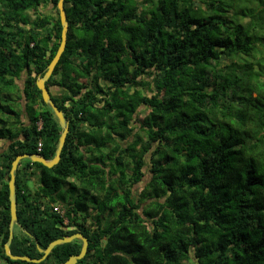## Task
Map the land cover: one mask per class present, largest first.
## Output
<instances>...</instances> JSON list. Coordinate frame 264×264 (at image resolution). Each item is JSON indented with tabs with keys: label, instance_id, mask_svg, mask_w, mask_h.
Masks as SVG:
<instances>
[{
	"label": "trees",
	"instance_id": "obj_1",
	"mask_svg": "<svg viewBox=\"0 0 264 264\" xmlns=\"http://www.w3.org/2000/svg\"><path fill=\"white\" fill-rule=\"evenodd\" d=\"M58 1L0 0L7 264H60L83 245L39 263L5 252L6 174L20 154L53 159L62 132L37 86L61 42ZM65 10L67 46L46 84L66 90L53 100L70 131L55 166L19 163L26 236L12 253L41 258L38 247L81 233L89 248L76 264H264V0H65Z\"/></svg>",
	"mask_w": 264,
	"mask_h": 264
},
{
	"label": "water",
	"instance_id": "obj_2",
	"mask_svg": "<svg viewBox=\"0 0 264 264\" xmlns=\"http://www.w3.org/2000/svg\"><path fill=\"white\" fill-rule=\"evenodd\" d=\"M57 6H58L59 14H60L61 25H62L61 42H60V45L58 47L56 54L54 55V57L48 64L44 75L38 78L37 86L41 90L44 102L47 103L53 109L56 117L58 118L59 124L62 128V132H61L59 143L56 149V154L53 159L48 160L40 154H28V153L20 154L12 162V167L10 169V172L6 174V177H9V190H10L9 198H10L11 221H10V226H9V231H10L9 238L7 242L5 243V252L12 260H24V261L33 262V263H39L48 257V255L52 252L55 246L63 244V243L72 242L75 239H80L83 242L80 253L76 255H72L69 257L68 260H66L63 263H60V264H76L79 260L85 257V255L88 252V248H89L88 238L85 237L81 233H75L70 236H64L62 238L53 240L45 249L38 247L39 251L43 253V256L41 258H32L26 255H15L11 252V244L14 238V227H15V224H18V221H19L18 208H17V187H16V171L18 169L19 163L21 160L28 158L32 162L41 163L44 166H47L49 168L55 166L61 160L62 151L65 146L68 133L70 131L69 121L66 118L65 112L59 109V107L53 100V96L50 92V89L48 88L46 84L47 81L52 76V74L54 73L55 68L57 64L59 63L66 49L67 41H68L69 22L67 20V13L65 10V0H59Z\"/></svg>",
	"mask_w": 264,
	"mask_h": 264
},
{
	"label": "crops",
	"instance_id": "obj_3",
	"mask_svg": "<svg viewBox=\"0 0 264 264\" xmlns=\"http://www.w3.org/2000/svg\"><path fill=\"white\" fill-rule=\"evenodd\" d=\"M22 79H19V80H16V84L19 86L20 89L23 88V83H22ZM50 92L52 94V96L55 98H60L62 97L65 93H66V90L63 89V88H60L58 86H55V85H52L50 88ZM14 99L15 101H17L18 105H14L13 108L14 109H17V110H20L22 109L23 112H22V118L24 120L27 119V114L25 112V102H24V97L23 95L19 96V98H17L16 94H14ZM1 127V125H0ZM12 143V141L7 138V137H0V155H2L4 152L7 151V149L9 148L10 144ZM1 160H2V157H1ZM33 180H34V183H35V186L37 188L38 186V179H39V176L38 174L32 176ZM60 207V206H58ZM18 208V207H17ZM19 225V224H15V227H14V235H15V229H16V226ZM19 228H20V234H19V239H24L26 234L24 232V230L21 228V226L19 225ZM2 241V238L0 236V242ZM12 252V251H11ZM0 264H7V261L3 258H0Z\"/></svg>",
	"mask_w": 264,
	"mask_h": 264
},
{
	"label": "rangeland",
	"instance_id": "obj_4",
	"mask_svg": "<svg viewBox=\"0 0 264 264\" xmlns=\"http://www.w3.org/2000/svg\"><path fill=\"white\" fill-rule=\"evenodd\" d=\"M144 108H146V107H145V106H141V107L138 109V112L140 113L142 110H144ZM130 141H131L130 143H134V142L132 141V139H130ZM135 145H136V143H135ZM137 146H138V144H137ZM145 169H147V168H145ZM38 176H39V175H38ZM148 179H149V176L146 175V176L143 178V180H142L141 182H139V183L134 187V192H137L138 190H140L141 187L145 186V184L147 183ZM38 180H39V179H38ZM28 185H29V187L34 188L35 183H34L33 178H31V179L28 181ZM19 234H20V228H19V225H17V226H16V229H15V236H16V237H19Z\"/></svg>",
	"mask_w": 264,
	"mask_h": 264
},
{
	"label": "built area",
	"instance_id": "obj_5",
	"mask_svg": "<svg viewBox=\"0 0 264 264\" xmlns=\"http://www.w3.org/2000/svg\"><path fill=\"white\" fill-rule=\"evenodd\" d=\"M39 150H41V143H39ZM55 210L58 212H63L58 206L55 207Z\"/></svg>",
	"mask_w": 264,
	"mask_h": 264
}]
</instances>
